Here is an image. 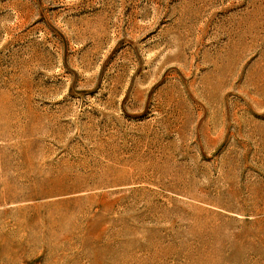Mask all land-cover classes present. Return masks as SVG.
I'll use <instances>...</instances> for the list:
<instances>
[{
  "label": "rangeland",
  "instance_id": "1",
  "mask_svg": "<svg viewBox=\"0 0 264 264\" xmlns=\"http://www.w3.org/2000/svg\"><path fill=\"white\" fill-rule=\"evenodd\" d=\"M0 264H264V0H0Z\"/></svg>",
  "mask_w": 264,
  "mask_h": 264
}]
</instances>
